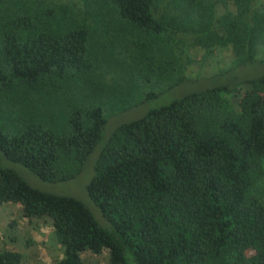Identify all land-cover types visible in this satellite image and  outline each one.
<instances>
[{"label": "trees", "instance_id": "trees-1", "mask_svg": "<svg viewBox=\"0 0 264 264\" xmlns=\"http://www.w3.org/2000/svg\"><path fill=\"white\" fill-rule=\"evenodd\" d=\"M220 4V7L217 6ZM229 50L221 68L261 61L264 0H0V202L50 220L61 256L106 250L108 264H264V74L187 91L116 123ZM15 249L0 264H20Z\"/></svg>", "mask_w": 264, "mask_h": 264}, {"label": "rangeland", "instance_id": "rangeland-1", "mask_svg": "<svg viewBox=\"0 0 264 264\" xmlns=\"http://www.w3.org/2000/svg\"><path fill=\"white\" fill-rule=\"evenodd\" d=\"M217 6L220 7V4ZM230 55L229 50H219L213 59H207V62L202 66L196 59L193 60L187 66L188 73L186 75L188 78L154 98L144 100L136 106L110 115L103 126L101 139L109 133L116 123L131 119L144 112L148 107L166 102L187 91L198 90L218 83L232 84L236 79L243 76L264 74V50L257 54L261 61L248 62L223 71L221 68L230 63ZM0 163L13 168L31 186L78 198L89 209L97 222L107 227V222L89 199L84 188V184L92 172V160L85 161L80 171L73 177L58 181L42 180L27 167L18 162L9 161L3 156H0ZM1 249L18 250L22 254L20 264H52L61 256V250L55 241L49 218L43 216L27 219L21 215L20 204L15 201L0 202ZM81 257L84 264H108L105 249L100 253L84 250L81 252Z\"/></svg>", "mask_w": 264, "mask_h": 264}]
</instances>
